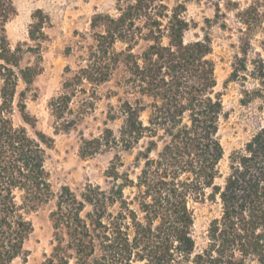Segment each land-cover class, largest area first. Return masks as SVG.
Returning <instances> with one entry per match:
<instances>
[{
  "label": "trees",
  "instance_id": "trees-1",
  "mask_svg": "<svg viewBox=\"0 0 264 264\" xmlns=\"http://www.w3.org/2000/svg\"><path fill=\"white\" fill-rule=\"evenodd\" d=\"M225 5L235 11L239 44L227 81L252 80L240 102L260 100L263 112L264 0ZM14 13L13 0H0V264L26 256L34 229L29 215L51 201L52 248L41 264H264V117L222 172L218 132L228 115L216 90L213 41L208 31L187 37L194 24L185 3L119 0L115 14L91 21L94 45L51 100L52 111L68 129L75 123L66 116L69 104L83 84L95 93L112 81L126 94L109 112L121 125L89 143L96 149L142 145L135 179L119 171V159L107 170L114 182L109 190L88 183L78 192L53 190L46 168L53 138L35 129L27 110L26 91L42 70V12L28 31L34 44L12 49L6 23ZM225 16L217 3L216 22ZM26 51L35 55L33 63L22 64ZM20 81L26 87L18 91ZM126 188L135 193L125 195ZM206 200L220 205V215L196 249L195 205Z\"/></svg>",
  "mask_w": 264,
  "mask_h": 264
},
{
  "label": "rangeland",
  "instance_id": "rangeland-1",
  "mask_svg": "<svg viewBox=\"0 0 264 264\" xmlns=\"http://www.w3.org/2000/svg\"><path fill=\"white\" fill-rule=\"evenodd\" d=\"M119 0H13L15 13L6 23V35L11 48L22 44H34L28 37V31L37 15L44 18L45 39L42 43L41 72L34 78L26 91L28 112L36 118V130H40L53 138V146L47 149L46 168L50 173V181L54 191L61 186H69L73 191L82 190L86 184L98 185L109 190L113 180L107 176V170L113 162L121 164L119 171L129 170L135 179V156L142 143L130 149L113 146L96 149L97 145L89 140L99 137L106 128L117 133L122 118L109 119V112L117 109L120 99L126 97L122 88L113 82L101 85L94 93L89 83L83 84V91L74 95L70 101L68 119L75 123L63 129L61 120L52 111L51 100L63 91V84L84 63L88 49L94 45V30L91 21L98 14H115ZM173 5L177 0H167ZM186 6V16L194 24L187 37L195 38L208 31L213 41L215 62L216 90L222 93L227 117L221 120L218 132L224 156L219 162L222 172L228 168L229 154L239 150L256 131L263 121L264 110L260 100H252L242 104L245 98L244 86L251 88L252 80L227 81L232 71V62L239 54L237 20L235 11L226 8L225 0H182ZM244 7L251 0H235ZM217 3L225 17L216 22ZM208 20L211 21L208 23ZM225 20L226 28L221 27ZM120 47V44H117ZM35 55L25 52L22 64L33 63ZM19 82L18 91L25 89ZM146 115H144L145 117ZM15 123H21L19 115H14ZM29 131L33 129L28 126ZM135 188H126L125 195H133ZM51 203L40 207L29 215L33 223V232L25 243L26 256L17 257L10 264H41L45 255L52 248V227L49 221ZM220 215V205L204 201L195 205V223L193 237L196 249L207 242L209 222Z\"/></svg>",
  "mask_w": 264,
  "mask_h": 264
}]
</instances>
